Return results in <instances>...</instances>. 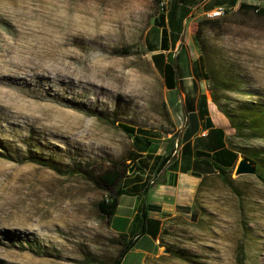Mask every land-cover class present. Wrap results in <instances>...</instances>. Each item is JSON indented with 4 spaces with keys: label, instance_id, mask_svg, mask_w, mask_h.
Segmentation results:
<instances>
[{
    "label": "rangeland",
    "instance_id": "374dc122",
    "mask_svg": "<svg viewBox=\"0 0 264 264\" xmlns=\"http://www.w3.org/2000/svg\"><path fill=\"white\" fill-rule=\"evenodd\" d=\"M162 12L155 0H0V264L115 262L94 179L122 167L123 183L141 177L135 138L179 136L146 49ZM221 20L204 53L195 46L209 89L243 124L231 123L230 144L263 161L264 17ZM235 168L231 185L208 177L196 215L165 223L148 264H264V181Z\"/></svg>",
    "mask_w": 264,
    "mask_h": 264
},
{
    "label": "crops",
    "instance_id": "0c3cea01",
    "mask_svg": "<svg viewBox=\"0 0 264 264\" xmlns=\"http://www.w3.org/2000/svg\"><path fill=\"white\" fill-rule=\"evenodd\" d=\"M166 5L154 26L146 33L147 54L154 69L162 77L165 100L178 138L140 137L135 147L141 177H128L126 191L120 198L110 229L133 239L148 217L147 233L121 264H148L163 254L161 235L165 223L174 217H190L203 179L217 175L214 163L234 169L241 155L231 149L232 125L212 98L207 71L195 46L194 33L201 19L219 7L240 9L243 4L264 8V0H161ZM178 110V111H177ZM176 112V113H175ZM210 118L213 126L207 127ZM161 139L160 144L155 140ZM171 159L158 172L163 159ZM136 177V176H135ZM153 182V184H151ZM159 223V225H158ZM152 230L156 235H152Z\"/></svg>",
    "mask_w": 264,
    "mask_h": 264
},
{
    "label": "trees",
    "instance_id": "16d2710c",
    "mask_svg": "<svg viewBox=\"0 0 264 264\" xmlns=\"http://www.w3.org/2000/svg\"><path fill=\"white\" fill-rule=\"evenodd\" d=\"M155 3L157 4V6L160 7L161 4V0H155ZM238 13H243V14H250V13H254L259 17H264V8L261 7H257L254 5H248V4H243L240 9H238ZM228 15V14H227ZM226 17V15L224 16ZM224 17L222 18H216V19H209V18H205L204 20H200V22L197 25L196 31L194 33V36L196 38V41L198 42V44L201 47V51L204 53L203 51V46H202V34L204 32L205 29L210 28L213 29L216 27V25H222V20ZM208 73V72H207ZM211 95L213 100L217 103L218 107L220 108L221 112H223L227 118L230 120V122L237 127V129H241L240 127L243 124H239L238 121L234 120L233 118V114L231 113V111L227 108H225L222 104V98L220 95H217V91H215L214 89L211 90ZM256 110L259 114V118H258V126H264V105H260L258 107H256ZM124 129L127 131V133L130 136H133V130L130 129V127L128 126H124ZM137 140L136 143H138L140 141V138H135ZM136 143H135V147H136ZM230 143V142H229ZM231 149H233V151L242 154L243 157H245L246 159H248L251 163H253L254 165L260 164L257 166V175L260 179H262L264 181V160H260V153H247V152H242L239 151L237 149H235L233 147V145L230 144L229 146ZM143 155L138 154L135 149L134 151H132L131 153H129V158L128 161H130L131 163H135L136 164V172L140 171V167L137 164L138 160L142 157ZM171 157L170 155L168 157H166L165 159H163V161H161L159 168H158V172L162 171L163 167L166 166V164L170 161ZM44 165H48L46 163H44V161H42ZM215 167V170L217 171V175L220 176L221 178H223L226 183L228 184H233L232 182V172L233 169L232 168H225V167H221L217 164H213ZM53 167V166H52ZM57 169V168H55ZM127 172L128 170L126 168H118L115 170H111L108 171L106 173H103L102 175L97 176L94 180L96 185L99 187V189L103 192H105V197L98 203V209L100 214L102 215L104 221L110 226L113 217L116 214V211L118 210L119 207V203H120V198L123 194L126 193V191L123 188V181L124 178L127 177ZM208 179V177H206L205 179H203L201 187L199 189V194L204 186L205 181ZM198 197V196H197ZM197 201V198H196ZM196 204V203H195ZM193 215H196L197 212L196 210H194V213H192ZM143 217H144V225H143V229H141L140 233L138 234L137 237L133 238V239H128L127 236L119 234V240L118 242V246H120V250L118 252V257L116 258L115 262H113V264H121L123 263V259L125 258V256L134 248V246L137 245L138 242V238L140 236H142L143 234L147 233V224H148V217H147V213L146 210L143 212ZM159 225V223H158ZM111 228V227H110ZM152 235H156L155 232H153L152 230H148ZM163 231H166V229H164ZM164 233V232H163ZM162 233V234H163ZM162 243V242H161ZM162 247H165L164 245H162Z\"/></svg>",
    "mask_w": 264,
    "mask_h": 264
},
{
    "label": "water",
    "instance_id": "95a60500",
    "mask_svg": "<svg viewBox=\"0 0 264 264\" xmlns=\"http://www.w3.org/2000/svg\"><path fill=\"white\" fill-rule=\"evenodd\" d=\"M213 126L212 121L210 118L207 119V127L211 128ZM132 172V171H131ZM257 174L256 166L251 163L246 158H241L239 163H237V166L235 168V175L237 177L243 176V175H249V176H255ZM169 251L165 250L164 254H168Z\"/></svg>",
    "mask_w": 264,
    "mask_h": 264
},
{
    "label": "built area",
    "instance_id": "2783aa9c",
    "mask_svg": "<svg viewBox=\"0 0 264 264\" xmlns=\"http://www.w3.org/2000/svg\"><path fill=\"white\" fill-rule=\"evenodd\" d=\"M166 5L164 3H161V9L164 10ZM232 12V8H227V7H219L216 8L215 10L207 13L206 18L209 19H216V18H222L225 15L229 14ZM153 184V182L151 183Z\"/></svg>",
    "mask_w": 264,
    "mask_h": 264
}]
</instances>
